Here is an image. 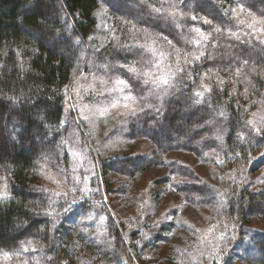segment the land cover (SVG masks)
Listing matches in <instances>:
<instances>
[{"label": "trees", "instance_id": "trees-1", "mask_svg": "<svg viewBox=\"0 0 264 264\" xmlns=\"http://www.w3.org/2000/svg\"><path fill=\"white\" fill-rule=\"evenodd\" d=\"M226 1L243 4L257 17H264V0ZM223 2L185 0L186 6L182 8L186 15L177 28L165 15H149L148 5L160 7V0L146 3L143 0H0V188L7 185L9 192V198L0 199V250L12 256L25 253L26 264L142 262L143 251L153 239L158 242L166 239L163 233L166 222L158 218L148 231H139L140 243H129L126 238H133L135 233L127 232L122 221L116 223L105 206V194L114 185L110 175L135 176L161 164L159 154L186 151L203 158L212 156L215 165L233 177L227 187H219L228 194L227 206L220 209L218 216L224 223L230 222L234 241L231 249L234 260L223 255V264H234L237 259L264 263V231L250 228L253 220L264 216V189L253 190L244 181L246 170L253 172L264 166V133L255 136L245 127V121L254 118L253 113L257 117L264 115V34L241 27ZM102 5L115 18V35L124 37L119 38V44L129 47L118 46L110 38L103 47L90 48L92 45L87 41L99 27L95 13ZM192 15L197 19L192 20ZM201 17L224 30L213 33L205 47L188 42L196 37V28L206 33L212 31ZM123 21H130L137 29H147L159 51L173 53V58L168 60L173 69L176 67L174 48L182 54L205 52L200 60L181 65L186 72L177 76L176 86L164 97L162 106L156 99L150 100L141 80L115 65L153 59L151 53L134 47L131 24ZM229 30L238 33L239 39L228 35ZM135 35L144 43L142 32ZM76 39L81 43L76 44ZM123 39L125 43H121ZM245 59L248 65L243 64ZM106 61L110 62L113 73L128 81L135 96H147V103L161 107L159 113L145 107L131 118L126 128L132 138H148L155 146L154 154L103 157L95 152L91 137L66 113L67 88L76 68L85 62L91 67ZM238 68L242 70L240 76L247 75L248 81L243 83L232 75ZM187 73H191V79ZM203 73H209V78L202 81ZM202 84H207L211 92H205L200 98L202 103L196 104L195 93L203 90ZM9 96L19 97V103L7 99ZM140 103L143 105L145 101ZM220 111L225 115H219ZM239 133L245 134L244 140L238 139ZM217 136L223 139L218 140ZM62 139L68 144L62 145ZM73 148L87 156L83 167L75 173ZM167 164L170 173L179 178L176 181L185 182L174 186L193 205L219 208V197H209L212 187L207 180L178 160ZM86 166V176L95 172L87 180L91 191L85 194V199L71 204V198L81 195L79 191H69L75 186L72 176L77 172L84 174L82 169ZM60 169L68 180L58 187L49 176L62 179ZM42 188L69 191V197L55 196L41 191ZM97 188L100 190L96 191ZM204 195L206 200L202 198ZM195 196L201 199L195 200ZM51 200L56 201L55 212L45 215ZM89 213L93 219L86 218ZM101 216L107 217L104 221L107 236L97 235ZM145 233L150 236L144 238Z\"/></svg>", "mask_w": 264, "mask_h": 264}, {"label": "rangeland", "instance_id": "rangeland-1", "mask_svg": "<svg viewBox=\"0 0 264 264\" xmlns=\"http://www.w3.org/2000/svg\"><path fill=\"white\" fill-rule=\"evenodd\" d=\"M223 4L226 5L228 12H231L232 9H236L238 5H240L239 3L226 0H224ZM232 14L238 20L235 14ZM245 15L246 13L241 14L240 18H244ZM97 17L99 27L96 32L90 36L93 37V39H88L87 41L88 44L92 45L91 47L89 46L90 48L103 47L105 42H108V39L111 38L109 29L116 31L113 27L115 25L113 22L115 18L110 17L108 12L103 17ZM235 22L238 23L237 21ZM105 25H107V27H105ZM239 25L243 28L248 27L247 24L239 23ZM118 37L122 39L123 36L118 35ZM115 43L119 44L120 40L118 42L114 40V44ZM121 43H125V40H121ZM81 59H83V57ZM105 63L109 65L107 69L100 68L99 65L101 64L97 65L95 63H93L95 65L89 67V63L87 64V62L76 68L73 79L67 88L65 103L66 113L70 115V118L75 120L81 130L87 134L88 138L91 137L90 139L93 140L95 144V152L103 157L107 155L120 157L132 153L140 155L154 154L153 151H155V146L148 138H132L128 134L126 128L129 122H131L133 115L125 114L122 108L112 110L106 122L97 117L91 118L93 121L92 123L81 119L82 113L79 109L82 106H104L106 100L109 98L108 94L105 92V94L101 96L97 94L98 92L102 91L104 87H111L112 81L117 77L126 80L118 73H113L111 71L110 62L106 61ZM125 64L126 63H117L115 65L119 66ZM92 74L108 80V85L104 86L101 85L99 81H96V92H93L91 89L85 91L84 88L79 89V94L73 91L76 87L75 81L77 79H79L81 85L87 86L93 83ZM232 75H235L238 81L241 80L243 83L246 82L244 77L237 76L235 72ZM140 82L143 84L142 81ZM145 86L147 92L149 91V87H152L150 84ZM150 100L153 101L155 98L150 96ZM73 105H75V107H73ZM83 114L88 115L89 113L84 112ZM259 117L260 116L256 117V119H259ZM158 157L163 160L161 164L152 165L146 170L138 172L135 176H123L121 174L112 173L110 176L114 185L112 190L105 194V206L111 215L114 216L116 223L122 221L127 232L135 233V235L132 236L133 238H126L129 243H136V241H139L141 238L138 235L139 231H141V229L148 231L155 226L154 223L158 218L166 222L163 228L166 239L159 242L153 239L151 245L143 251V261H138V264H189L188 253L196 255L197 248L207 251L205 244L201 242L202 238L211 240L214 244L219 243L223 250L222 255L227 257L231 256V259L234 260L233 255H231L234 241L231 238L232 226L230 222H223L221 217H219L221 211L218 207L193 205L190 202L191 199L188 200L187 197L174 186L175 181L179 180V178L170 173L167 163L172 160L180 161V163L188 166L196 175L207 180L211 186L214 185L218 189L222 185L225 187L228 186L230 180L229 176L215 165L216 163L212 156H210V158H203L191 152L173 151L166 154H159ZM82 170L85 171L84 174L77 172L74 175L80 177L79 174H81L85 180H88L92 174L85 175L88 173L87 166ZM246 171L244 173V177L246 178L244 181H246L253 190L264 189V183H261V181H264V166L257 171ZM170 177H175V181ZM220 177H224V179L220 180ZM169 185L172 187L170 188ZM2 187L0 189H2ZM202 198L206 200L205 195L202 196ZM165 216H171L172 219H165ZM177 221L182 222L178 223ZM183 222L187 223L185 224ZM188 225H193L194 228L188 227ZM217 225L218 227H216L215 232L216 236H219L221 232L230 234L226 235V238L222 241L213 239L212 234L207 232L208 229ZM250 228L264 231V216H260L253 220ZM147 236L149 237L150 235ZM26 263L27 259L25 258V253H18L17 256H12L8 251L0 250V264ZM213 263L223 264L222 261H217L209 256H205L203 261L197 260L195 262V264ZM234 264L264 263H246L237 259L234 261Z\"/></svg>", "mask_w": 264, "mask_h": 264}, {"label": "snow or ice", "instance_id": "snow-or-ice-1", "mask_svg": "<svg viewBox=\"0 0 264 264\" xmlns=\"http://www.w3.org/2000/svg\"><path fill=\"white\" fill-rule=\"evenodd\" d=\"M143 2H147V0H143ZM160 7H156L154 4L148 5L150 11L149 15H152L153 13L157 15H165L167 18L171 19L172 22L175 24L177 28L181 27L179 21L180 19L184 18L186 13L183 11L182 6L185 5V0H160ZM167 4V7L164 5ZM232 13L235 14V16L238 18V23L240 24H247L248 28L251 29L253 32H259L261 34H264V17H256L254 13L251 12L250 9H245L243 4L238 5L236 9L231 10ZM244 18H240L241 14H245ZM107 14V9L102 7L95 13V15L103 17ZM192 20H196L197 17L195 15L190 16ZM204 24L209 25L212 28L211 32H204L200 28L194 29L196 33V37L192 40H189V43H194L198 47H205V42L209 41L213 37V33L220 34L224 30L219 25H213V22L205 17L200 18ZM123 23L131 24L130 21H123ZM107 27V25H105ZM110 31V37L111 39L115 41H119V37L115 35V31L113 29H109ZM131 31L133 33V42L134 47L138 50H142L144 52L151 53L153 56V59H150L146 63L144 61H133L131 64H125V65H119V67L126 69V71L130 74V76L134 79L141 80L143 84L145 85H152V87L149 89L147 96L154 97L159 105H163L164 103V97L169 95L171 93V90L175 88L176 86V78L180 73H185L186 68L181 66L183 65H190L194 63L195 61L200 60L202 57L205 56V52L203 50H199L197 53H185L182 54L181 50L178 48H174V59L176 67L173 69L172 64L168 63V60L170 58H173V53H165L163 51H159L156 45L155 39L152 37V34L147 29H137L135 24H131ZM142 32L143 33V39L144 43H140L139 39L136 37L135 33ZM228 35L235 36L237 39H239V35L236 32H232L229 30ZM163 39L167 40V37H162ZM89 39H93V37H89ZM257 39H261V36H257ZM76 44H80L81 41L79 39H76L74 41ZM168 43L171 45V41H168ZM121 47H129L127 45H119ZM212 47H216V44H213ZM248 60H243L244 65H248ZM141 66H137V65ZM23 67V65H21ZM100 68L107 69L109 65L107 63L99 65ZM256 69L253 67L252 72H255ZM188 78L191 79V73H187ZM235 74L237 76H240L242 74L241 69H236ZM209 78V73H203L201 76V80ZM245 80H248L247 75L244 76ZM86 79V78H85ZM93 83L88 84L87 86L81 85L79 82V79L75 81L76 87L73 89V91H76L79 94V89L84 88L85 91L88 89H91L93 92H96V81H99L101 85H108L109 81L104 79L103 77H97L95 74H92ZM223 83V81H220ZM202 91H198L195 93V96L197 99H195L193 102L196 104L202 103V100L200 99L205 95V92H211V88L207 84H202ZM245 91L247 92L248 89L245 88ZM105 92L108 94V99L106 100L103 107L97 105L93 107H88L87 105L82 106L79 110L81 111V119L84 121H87L89 123H92V117H97L101 119L102 121L106 122L107 118L111 115L112 110L115 109H123L125 114L133 115L135 116L138 112H143L146 108L152 109L156 113H159L161 111V107H158L155 104L147 103V96L143 97H137L132 94L131 92V85L128 83L127 80L120 79L117 77L114 81H112L111 87H104L102 91L98 92V95L103 96ZM7 99L12 100L14 103H19V97L15 96H9ZM143 100L145 103L142 105L140 101ZM75 107V105H73ZM84 112H88V115H84ZM219 115L224 116L225 113L223 111L219 112ZM253 119L245 121V127L249 129L250 132L254 133L255 136H261L262 133H264V115H261L259 119H256L257 113H253ZM211 123V122H209ZM57 131H59V128H57ZM218 140H222V136L216 137ZM238 139L244 140L245 134L239 133ZM62 145H67V140H61ZM75 163L73 166V173L76 172L77 168L83 167V160L87 159L86 153L80 150L71 149ZM45 160H47V157H45ZM219 163L223 164V160H219ZM94 167V165H93ZM60 176L62 179H57L55 176H49L50 179H53L55 183L58 185V187L62 186V183L64 181L68 180V177L64 175V170H59ZM92 175H95V172L91 173ZM173 181H175V177H170ZM4 179H7L5 177ZM75 186H73L69 191L71 192H77L79 191L81 195L79 197H73L71 198V204H76L78 199L82 200L85 199V194L91 191L88 187V181L87 180H81L79 176L73 175L72 177ZM220 180H223L224 177H220ZM229 179H233V177H229ZM185 182L183 181H175V184L177 187H179L181 184ZM261 183H264V181H261ZM82 185V186H81ZM171 188L172 186L169 185ZM212 187V192L209 194L210 198L219 197V200L217 201L219 208L223 209L227 206V201L225 197L227 196V190L220 191V189H217L214 185ZM100 189L97 188L96 191H99ZM174 190V189H172ZM41 191L54 193L55 196H63L65 198L69 197V191H59L56 189H50V188H42ZM233 195L235 193H232ZM9 198V192L7 191V185H4L2 189H0V199H7ZM106 199V197L104 198ZM194 199L200 200L201 197L195 196ZM56 201L51 200L49 203V206L47 209L44 210L45 215H53L55 212L54 205ZM100 203V202H98ZM179 207V206H178ZM64 211H68V209H65ZM114 215V214H113ZM87 219H93V215L89 213V215L86 217ZM100 225L98 226V232L97 235L99 236H107V228L104 226V221L107 220V217L101 216L100 218ZM165 219H172L171 216H165ZM178 223H181L182 221H177ZM187 223V222H183ZM188 227H193V225H188ZM216 227L213 226L212 228L208 229L207 232L209 234H212L213 239L222 241L226 238L225 232H221L219 236L215 235ZM82 231H88L87 229H82ZM144 238H147V234H143ZM202 243L205 244L207 251L201 250L197 248V254L193 255L192 253H188L189 256V264H195L197 260L203 261L205 256H209L212 259H215L217 261H223V255H222V248L219 243H212L211 240L203 239ZM109 245L111 246V240H108ZM136 243H140V241H136ZM29 246L30 242H29ZM129 251H131L129 249ZM50 259V258H49ZM83 264V262H82ZM127 264V262H125Z\"/></svg>", "mask_w": 264, "mask_h": 264}]
</instances>
